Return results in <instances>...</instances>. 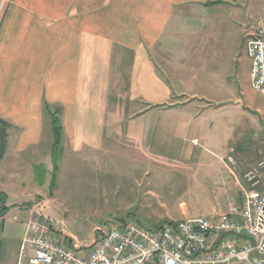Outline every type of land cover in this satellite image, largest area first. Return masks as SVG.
I'll use <instances>...</instances> for the list:
<instances>
[{"label": "crops", "instance_id": "obj_1", "mask_svg": "<svg viewBox=\"0 0 264 264\" xmlns=\"http://www.w3.org/2000/svg\"><path fill=\"white\" fill-rule=\"evenodd\" d=\"M224 2L7 0L0 20V161L4 174H15L16 157L34 177L29 187L25 182L0 187L9 206L0 214V264H18L27 221L39 211L32 198L42 202L41 187H34L41 185L35 173L42 164L23 156L27 151L38 156L30 146L41 140L48 117L53 131L49 106L59 109L62 162L67 151L152 154L153 126L163 129L179 120L153 119L150 111L199 97L213 84L208 77L225 68L228 48L217 45L226 44L232 20L216 10ZM172 93L190 95L171 100ZM52 169L51 153L46 176ZM11 213L10 221L24 226L22 233L6 230ZM182 215L190 216L188 208Z\"/></svg>", "mask_w": 264, "mask_h": 264}, {"label": "rangeland", "instance_id": "obj_2", "mask_svg": "<svg viewBox=\"0 0 264 264\" xmlns=\"http://www.w3.org/2000/svg\"><path fill=\"white\" fill-rule=\"evenodd\" d=\"M224 1L216 10L232 20L226 44L217 45L219 50L228 48L225 68L215 73L217 77H208L213 84L199 97L177 108L150 111L148 116L153 119L169 116L179 120L163 129L162 125L153 126L152 154L148 151L139 157L125 149L94 154L67 151L52 196L50 173L44 177L49 178L46 184L34 183L37 189L41 187L42 202H38L40 196L32 201L57 223L66 245L90 246L105 223L139 220L155 228L165 221L184 218L182 209L188 208V217L212 216L227 213L231 204L239 205L240 190L248 186L246 172L264 161V93L252 87V62L246 49L257 20L264 19V0ZM221 36L216 34V38ZM189 95L172 93L170 97L186 100ZM53 143L48 117L41 140L30 146L38 156L32 158L29 151L23 156L42 164L36 176L43 178L44 168L50 166ZM14 160L11 166L16 173L6 175L0 161V187L22 182L29 187L33 171L16 157ZM12 175L15 176L6 181ZM147 191L152 193L146 195ZM12 214L7 217L6 230L22 233L24 226L10 221ZM1 223L0 218V229ZM1 236L0 230V240Z\"/></svg>", "mask_w": 264, "mask_h": 264}, {"label": "built area", "instance_id": "obj_3", "mask_svg": "<svg viewBox=\"0 0 264 264\" xmlns=\"http://www.w3.org/2000/svg\"><path fill=\"white\" fill-rule=\"evenodd\" d=\"M6 2L0 0V20ZM246 49L252 87L264 93V19L257 20ZM245 177L239 205L227 213L172 219L155 228L115 221L90 246L66 245L57 223L37 213L27 221L18 264H264V161Z\"/></svg>", "mask_w": 264, "mask_h": 264}, {"label": "trees", "instance_id": "obj_4", "mask_svg": "<svg viewBox=\"0 0 264 264\" xmlns=\"http://www.w3.org/2000/svg\"><path fill=\"white\" fill-rule=\"evenodd\" d=\"M49 111L51 112L52 115V127H53V133H54V143H53V149H52V162H53V169L51 171V182H50V189L51 191H53L56 188V184H57V176H58V172L61 166V162L63 159V155H64V151H63V127L62 124L60 122L59 119V109H55L52 110L49 106ZM1 117H0V123H1ZM2 127L0 124V146H1V139H2ZM0 157H1V148H0ZM40 173V167L37 168V174ZM46 176V172L43 171L42 172V177L40 176H36L37 180L44 184L45 183V177ZM9 206L6 204V197L3 194V192H0V214H4L6 213V211L8 210ZM37 213L43 215L44 217L49 218L48 216L42 214L41 211H38ZM124 221V220H123ZM109 223H105L100 229L97 230V233L92 241V243L97 239V237L99 236V234H106V232L109 229ZM73 246L76 247H81V246H87V245H77L74 244Z\"/></svg>", "mask_w": 264, "mask_h": 264}]
</instances>
